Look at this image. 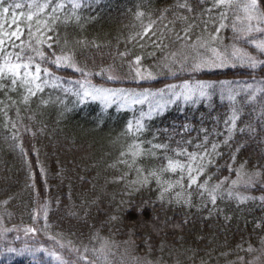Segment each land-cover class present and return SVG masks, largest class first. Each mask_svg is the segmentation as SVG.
<instances>
[{"label": "snow or ice", "instance_id": "snow-or-ice-1", "mask_svg": "<svg viewBox=\"0 0 264 264\" xmlns=\"http://www.w3.org/2000/svg\"><path fill=\"white\" fill-rule=\"evenodd\" d=\"M99 2L100 0H0V92L4 93L9 102L5 109H0L4 112L5 127L11 122L6 109L17 103L9 93L19 94L20 103L26 108L30 107L33 98L40 104L47 105L52 101L51 91H58L64 97L71 94L76 98V103L92 99L104 102L105 106L119 102L122 108L147 104V112L141 109L138 118L134 117L127 123L124 135L130 136L131 140L119 154L118 163L123 164L126 171L117 180L125 183L129 194L151 189L155 184L157 200L161 205L176 204L186 208L194 207L195 195L201 202L197 210L204 209L208 212L205 219H211L213 214H222L218 201H235L237 207L257 201L264 205V195L248 194L253 190L264 193V164L254 165L252 170H247L244 164L236 170L230 165L226 166L230 174L235 171V179L224 176L214 180L215 173L210 172L216 166V160L223 155L221 147L229 149V159L235 162L236 154L244 146L234 139V135L245 105H252L253 111L259 108L258 119L264 120V0H176L171 7L158 10L155 18L147 11L137 10L134 17L140 21L141 31L130 39L143 40L149 34L155 37L151 40L153 51L147 53L148 57L155 60V64L146 68L142 63L144 54L133 55L117 48L115 54L109 53L114 61L112 64L107 67L99 66L98 71H93L89 69L88 61L95 64V58L84 56V53L90 48L99 50L102 45L95 39L76 38L72 35V29L81 26V13L85 9H98ZM145 20L147 23H144ZM166 20L167 23H164ZM228 31L231 32L230 37L222 36V33ZM225 39L231 40V43L225 44ZM173 45L178 47L173 49ZM139 46L142 49L145 47L144 44ZM247 46L255 51H249ZM157 51L160 53L158 57ZM78 56H84V61L81 62ZM115 57H119L120 67L127 65V75L119 73ZM229 67L247 69V74L252 77L251 82L185 79L180 84L169 83L155 89L143 86L144 82L155 81L165 73L172 77H177L180 73L193 76ZM67 70L78 73L81 79L73 80L57 74ZM257 70L262 74L260 79H256ZM94 76L113 82L130 80L138 87H105L103 84H94ZM46 90H49L48 99H44ZM217 95L231 105L230 114L224 120L223 132L204 127L205 117H201L199 128L194 121H186L180 125V130L175 126H172L171 131L165 129L164 133L167 135L152 131L150 121L163 115L170 105L181 99L186 105L190 102L204 107L207 117L214 124L218 123L213 107V99ZM57 101L64 111L71 110L65 99L57 97ZM15 114L22 124L19 107ZM11 128L10 138L21 155L27 157L28 150L23 147V141L18 136L17 123H11ZM246 130L253 136L257 133L252 125L239 128L240 133ZM24 131L31 132V129L24 126ZM39 131L42 132L43 128ZM260 131H264V128ZM194 132L196 135L193 137ZM148 134H151V139L147 138ZM31 135L34 137L36 132H31ZM161 135H164L163 140ZM178 136L180 138L176 139ZM220 136H223L222 140L213 139ZM190 147L193 148L192 151H189ZM36 154L38 159V152ZM153 160L156 161L155 165L149 163ZM25 163L28 164L31 181L28 187L36 194L38 204V207L30 210V215L34 223L42 221L43 227L27 226L23 229L24 234L33 237L38 233L43 234L53 244L52 247L25 244L22 249L9 247L6 250L19 254L27 251L33 257L36 253H44L55 264H114L110 259L114 255L111 247L119 246L101 237L99 231L87 238V244L81 241V246H76L71 240L65 242L58 235L47 232L50 202H39L34 183L35 174L31 172L30 161L26 159ZM40 171L43 174L42 168ZM9 199L0 202V207H3V212L0 213V235L19 231L17 228L3 226L4 216H11L6 208ZM143 211L134 206L129 214H143ZM223 218L225 222L231 220L226 214ZM111 219L115 220L116 217ZM260 246L261 256H264V239H261ZM160 250L163 251V246ZM247 251L255 252L256 249L250 245ZM260 260L261 257H255L247 264H257ZM37 264L46 262L37 260ZM119 264L154 262L147 256L132 255L126 249ZM155 264H162V258L155 261Z\"/></svg>", "mask_w": 264, "mask_h": 264}, {"label": "trees", "instance_id": "trees-1", "mask_svg": "<svg viewBox=\"0 0 264 264\" xmlns=\"http://www.w3.org/2000/svg\"><path fill=\"white\" fill-rule=\"evenodd\" d=\"M175 2L176 0H100L98 9H85L81 13V26L74 27L72 35L76 38L95 39L102 45L99 50L90 48L85 51L84 56L95 58V64L91 60L88 61L89 69L98 71L99 66L107 67L112 64L114 61L109 57V53L115 54L117 48L120 51L127 50L133 55L144 54V67H152L155 60L148 57L147 53L153 51L151 40L155 37L149 34L143 40L130 39L141 31V23L135 19L134 12L147 11L155 18L158 10L171 7ZM168 19L170 20L171 16ZM144 23H147V20ZM164 23H167V20ZM61 34L63 35V32ZM222 36L230 37L231 32L222 33ZM224 43L229 44L231 40L225 39ZM140 44L145 47L142 49ZM176 47L178 46L173 45V49ZM247 47L249 51H255L251 46ZM156 55L158 57L160 53L157 51ZM84 56H78V59L83 62ZM115 64L122 76L127 75V65L120 67L119 57H115ZM247 73V69L240 67L218 69L193 76L180 73L177 77H172L165 73L155 81L144 82L143 86L155 89L169 83L179 84L185 79L251 82L252 77ZM57 74L73 80L81 79L78 73L71 70ZM261 75L257 70L256 79H260ZM92 80L97 85L103 84L107 87H138L130 80L113 82L100 76H94ZM48 91L46 90L44 99H48ZM9 95L17 103L6 109L11 118L7 128L4 112L0 111V202L12 197L6 206L11 216H4V227H43L42 221L34 223L30 215V210L38 207V204L36 194L28 187L31 181L28 164L25 163L27 159L31 163V172L35 174L34 183L39 202H50L47 232L50 235H58V238L65 242L71 240L76 246H81V241L87 244V238L99 231L101 237L119 246L111 247L114 264H119L124 258L126 249L132 252V255L147 256L154 264L161 258L162 264H247L261 253L260 241L264 239V205L259 201L239 207L235 201H218L223 210L222 214H213L211 219H205L208 212L204 209L197 210L201 202L195 195L192 208L176 204L161 205L157 200L155 184L151 189L146 188L129 194L125 183L117 180L126 171V167L118 161L120 151L131 140L130 136L124 135L127 123L134 117L138 118L141 109L146 112L147 106L137 104L133 108H122L117 102L105 106L104 102L92 99L76 103V98L71 94L64 97L58 91H51L52 101L47 105L40 104L33 98L30 107L26 108L20 103L19 94ZM57 97L65 99L71 110L64 111ZM0 101H3L0 103V109H5L9 102L3 92H0ZM239 102L238 98L237 103ZM17 107L20 109L22 124L18 122L15 114ZM213 107L214 115L219 121L216 124L207 117L204 107L190 102L186 105L181 99L170 105L163 115L150 121L152 131L164 133L165 129L171 131L172 126L180 130V125L186 121H194L199 128L201 117H205L204 127L216 128L223 132L224 120L230 114L231 105L217 95L213 99ZM259 114V108L253 111L252 105L242 108L234 139L244 146L236 154L235 162L229 159V149L221 147L223 155L216 160V166L210 169V172L215 173L214 180L224 176L235 179V171L230 174L226 170L228 165L236 170L244 164L247 170H252L254 165L264 164V131H260L264 128V120L258 119ZM11 123H17L18 136L23 141V147L28 150L27 157L21 155L19 148L10 138ZM246 125L255 127L257 133L254 136L247 130L240 133L239 128ZM24 126L30 128L31 132H36V135L33 137L31 132H25ZM41 128L42 132L39 131ZM164 135H161V140ZM195 135V132L192 133L193 137ZM147 138L151 139V134H148ZM213 139L222 140L223 136ZM192 150L190 147L189 151ZM149 163L155 165L156 161ZM41 168L44 170L43 174ZM248 194L264 195L259 190ZM134 206L143 209V214L134 212L130 215L129 212ZM2 212L3 207H0V213ZM224 214L230 216L231 220L225 222ZM112 217L116 219L113 220ZM21 244L22 242L3 243L4 246L0 248V264H37L33 255L27 251L19 254L6 250L9 247L19 249ZM250 245L256 249L255 252L247 251ZM161 246L163 251L160 250Z\"/></svg>", "mask_w": 264, "mask_h": 264}, {"label": "rangeland", "instance_id": "rangeland-1", "mask_svg": "<svg viewBox=\"0 0 264 264\" xmlns=\"http://www.w3.org/2000/svg\"><path fill=\"white\" fill-rule=\"evenodd\" d=\"M92 82L95 84V82L93 80H92ZM105 87H107V86H105ZM112 103H114V102H112ZM117 103L119 105V102H117ZM134 106H129V107L133 108ZM145 106H147V104H145ZM147 110H148V106L146 108V112H147ZM17 229H19V231H12V232L7 233L6 235H0V248L4 246L3 243L16 244L19 242H22V244L19 245V247H20L19 249L24 248L25 244H28V245L33 246V247L37 246L38 244L41 246H44V247H52L53 242L51 240H48L45 236L41 235L40 233H38L35 237H33L31 235L26 236L24 234V231H23L24 228H17ZM17 237H19V239H17ZM5 239L8 241L3 242V240H5ZM257 257H261V260L257 261V264H261V262H264V256H261V253H259L257 255ZM110 259L113 261L111 256H110ZM34 260L36 262H37V260H43L46 262V264H55V262L52 261L51 258L48 257L44 253H36Z\"/></svg>", "mask_w": 264, "mask_h": 264}]
</instances>
